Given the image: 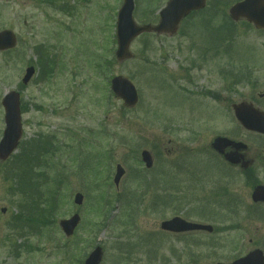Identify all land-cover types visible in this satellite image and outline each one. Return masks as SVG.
Here are the masks:
<instances>
[{"label": "rangeland", "instance_id": "obj_1", "mask_svg": "<svg viewBox=\"0 0 264 264\" xmlns=\"http://www.w3.org/2000/svg\"><path fill=\"white\" fill-rule=\"evenodd\" d=\"M216 1L207 0L173 35L137 37L130 44L133 57L118 62L115 21L122 0H0V29H11L17 39L14 48L0 52V103L14 90L22 107L18 146L0 160V264H83L95 245L103 250L99 264L222 260L219 253L206 256L189 237L160 229L174 215L202 221L190 216L198 215L192 208L211 210L203 190L221 178L215 169L223 171L209 148L214 136L243 140L257 157L264 151V136L238 126L230 107L250 101L264 109L257 97L264 91V31L240 22L228 29L222 13L227 0H218L214 10ZM165 2L134 0L136 22L156 23ZM206 14L212 19H200ZM30 65L35 71L24 84ZM254 66L250 84L234 82L242 69ZM44 67L51 72L43 75ZM220 68L233 74L220 76ZM115 75L135 84V107L126 109L110 92ZM3 127L0 104V137ZM144 149L153 157L151 169L140 161ZM180 157L181 171L165 166ZM116 164L125 171L117 187ZM253 168L264 183L262 161ZM232 174L223 175L219 185L249 202L251 188ZM196 191L201 199L193 205ZM77 192L83 195L80 205L73 203ZM53 194L56 209L45 214L52 222L44 225L37 214L43 216L39 210L50 206ZM73 213L80 222L65 237L58 221ZM212 222L220 230L229 221ZM259 223L264 226L258 221L247 228L255 232ZM219 234L230 237L237 230Z\"/></svg>", "mask_w": 264, "mask_h": 264}, {"label": "water", "instance_id": "obj_2", "mask_svg": "<svg viewBox=\"0 0 264 264\" xmlns=\"http://www.w3.org/2000/svg\"><path fill=\"white\" fill-rule=\"evenodd\" d=\"M204 0H168L166 5L159 12V22L157 25H137L132 18L133 0H124L118 12L117 17V49L116 57L118 60H123L131 56L128 51L131 40L138 34L144 31H154L156 33L167 32L174 33L176 31L179 21L186 16L191 10L203 7ZM230 14L233 19L239 16H246L248 20L253 21L256 26L264 27V3L262 0H244L230 9ZM14 45V36L12 32H0V49L11 47ZM33 73V68L29 67L23 78V82H27ZM111 88L114 93L121 97L125 104L132 106L137 100V95L134 86L125 78L121 76L114 77L111 80ZM2 104L5 109V129L0 140V159H6L10 153L15 149L18 139L21 134L20 111H19V94L11 91L7 93ZM234 114L236 118L248 129L256 130L264 133V112L258 111L248 104L240 103L233 105ZM226 143L225 138H217L213 142V146L217 149L221 144ZM230 162H235L233 155L226 156ZM142 159L146 166L151 165V157L148 152H142ZM123 169L117 165L114 176V183L117 184L123 174ZM253 198L264 199V188H259L254 192ZM75 203H81L82 196L76 194L74 197ZM79 217L77 214L70 219L61 220L60 227L68 236L73 232L77 225ZM163 229L171 231H181L185 229H208L211 228L205 225L186 224L182 223L178 218L169 221H164L161 224ZM102 255V250L99 246L88 255L84 264H98ZM238 264V263H235Z\"/></svg>", "mask_w": 264, "mask_h": 264}, {"label": "flooded vegetation", "instance_id": "obj_3", "mask_svg": "<svg viewBox=\"0 0 264 264\" xmlns=\"http://www.w3.org/2000/svg\"><path fill=\"white\" fill-rule=\"evenodd\" d=\"M234 2H236V0H233L231 4ZM257 97L261 101H258L259 104L264 106V91L258 93ZM258 107L260 108V106ZM242 150H244V152L240 153ZM224 151V153L237 152L239 163L230 166L227 164L228 162L225 160L224 155H219V161L222 164L228 167L236 168L238 173H242L243 177H248L251 179L254 185L260 184L259 180H254L256 175L254 173L253 166L255 165V161H257V159L259 160V158L261 159L262 156L260 157V155H258L257 157L256 155H250L249 148H235L232 146L225 148ZM244 160H246L247 163L244 162ZM244 163L247 166L249 165L251 169L248 167V169H241ZM220 192L224 198H227L230 191L227 186H222L220 188ZM236 207L241 211L239 210L236 212L231 219L234 220V218H236L238 220L236 221L238 226L235 224V221H233L230 224V228L243 233L231 235L232 237L227 238H224L223 235L219 234L217 228H215V233H206L203 231H201V233L199 232L200 234L194 233L196 238L199 239V246H201V248H203L206 253L210 254H206V256L213 257L214 255L217 257L219 256L218 253L221 254L220 257L222 260L216 261L214 264L219 262L231 264L238 259L242 260L244 258L246 260L243 261V264H264V226L262 223H259L260 227L254 229L255 232L252 233L251 230L247 228V226H250L251 223H256L258 221L264 222V202H243L240 204V206L236 205ZM203 235H205L207 238L205 239ZM205 241L207 242L205 243Z\"/></svg>", "mask_w": 264, "mask_h": 264}]
</instances>
